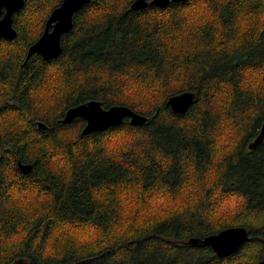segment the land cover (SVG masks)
Masks as SVG:
<instances>
[{
  "label": "trees",
  "instance_id": "16d2710c",
  "mask_svg": "<svg viewBox=\"0 0 264 264\" xmlns=\"http://www.w3.org/2000/svg\"><path fill=\"white\" fill-rule=\"evenodd\" d=\"M133 1L91 0L54 59L26 61L62 0H26L17 37L0 39V264L264 259V140L249 148L264 121V0ZM184 91L197 99L177 114L166 103ZM92 99L150 120L87 135L83 118L59 121ZM234 226L250 239L230 256L189 243Z\"/></svg>",
  "mask_w": 264,
  "mask_h": 264
},
{
  "label": "water",
  "instance_id": "95a60500",
  "mask_svg": "<svg viewBox=\"0 0 264 264\" xmlns=\"http://www.w3.org/2000/svg\"><path fill=\"white\" fill-rule=\"evenodd\" d=\"M179 1L186 0H134L131 4V9L140 10L149 5L165 8L170 3ZM89 2L91 0H62L48 17L41 36L28 48L26 61L34 54L41 55L45 60L57 58L63 51V35L74 26L75 13L84 8ZM25 4L26 0H0V39L13 40L17 37L18 31L14 27L13 21L14 14L20 11ZM196 99V92L184 91L170 96L166 105L177 114H185L195 103ZM77 117H81L86 121L82 129L83 135L119 126L127 118L133 125H143L150 120L149 116L139 113L127 105L116 104L106 108L100 100L96 99L70 107L59 121L62 124H68L72 123ZM38 127L44 132L48 131L47 124L42 121H38ZM263 140L264 121L259 135L249 144V148L256 147ZM20 167L28 172L32 165L20 164ZM249 239L250 234L246 227L234 226L204 237H192L189 243L194 246H210L218 256L225 257L239 251ZM88 260L85 259L84 261ZM84 261L58 264H82ZM26 262L27 259H18L15 264ZM258 264H264V259L260 260Z\"/></svg>",
  "mask_w": 264,
  "mask_h": 264
}]
</instances>
